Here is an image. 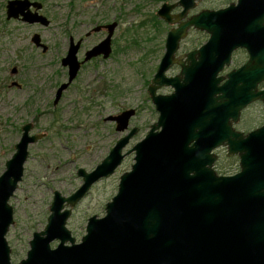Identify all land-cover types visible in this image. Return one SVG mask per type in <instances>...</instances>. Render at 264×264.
Here are the masks:
<instances>
[{
  "label": "water",
  "instance_id": "water-1",
  "mask_svg": "<svg viewBox=\"0 0 264 264\" xmlns=\"http://www.w3.org/2000/svg\"><path fill=\"white\" fill-rule=\"evenodd\" d=\"M198 1L202 0L164 2L157 11L165 22L176 25L168 31L165 54L148 87L159 111L157 122L127 153L123 150L138 127L118 139L93 171L80 168L83 184L74 193L54 192L46 228L34 232L27 257L18 264H264V124L248 133L234 127L251 103H264V88H260L264 82V0H237L187 18ZM178 6L182 9L175 13ZM42 7L41 2L8 0L7 18L48 26L50 19L39 13ZM117 27V21L108 23L107 36L86 52L83 61L78 58L82 40L70 39L62 59L69 77L58 88L55 104L83 62L111 55ZM191 28L206 31L209 39L176 56ZM32 41L48 50L39 33ZM238 49L247 50L248 61L221 75ZM175 64L181 70L169 76ZM163 86L174 91L158 93ZM135 114V109H129L108 120L115 121L117 131L122 132ZM32 128V123L22 127L16 151L0 173V264H13L7 240L14 223L10 199L23 179L29 145L42 138V134L30 135ZM221 146L227 147L229 156L240 159V171L234 175H221L214 167L218 158L214 151ZM132 151L135 163L121 175L106 214L90 217L87 233L77 243L67 227L72 208L92 185L114 174ZM55 241L59 243L53 247Z\"/></svg>",
  "mask_w": 264,
  "mask_h": 264
},
{
  "label": "rangeland",
  "instance_id": "rangeland-1",
  "mask_svg": "<svg viewBox=\"0 0 264 264\" xmlns=\"http://www.w3.org/2000/svg\"><path fill=\"white\" fill-rule=\"evenodd\" d=\"M51 23L48 26L7 19L8 0H0V173L15 153L27 123L33 124L30 135L42 138L29 145L24 175L10 199L14 208V223L7 234L12 248L11 261L18 264L27 257L34 232L46 228L54 192L64 196L74 193L83 184L80 168L93 171L110 153L118 139L134 127L138 132L124 148L130 151L145 138L159 111L148 92L152 78L165 54L168 31L176 26L157 15L164 2L178 0H39ZM237 0H202L191 9L188 17L203 9L216 10ZM177 7L174 12H180ZM161 22L155 25L154 16ZM186 18V19H187ZM119 22L113 38V53L101 61L88 62L76 79L54 104L57 89L68 80V69L62 58L67 54L70 37L76 40L96 24ZM34 33L48 45L43 51L32 41ZM106 36L94 32L85 37L79 52L83 59L87 48ZM206 31L191 28L182 39L176 56H183L207 42ZM184 59V57H183ZM248 60L244 49L233 55L232 63L221 75ZM179 65L167 74L177 75ZM171 86H163L160 94H170ZM135 109L126 131H117V123L108 120L125 110ZM264 124V104L254 103L245 108L236 129L248 133ZM214 164L221 175L240 171L238 155L229 156L226 146L214 151ZM135 163V151L127 154L110 177L92 185L89 192L72 208L67 227L76 242L87 233L90 217L106 214V204L117 194L120 177ZM70 208V206H67ZM59 241L52 243L55 247ZM70 244V242L68 243Z\"/></svg>",
  "mask_w": 264,
  "mask_h": 264
},
{
  "label": "flooded vegetation",
  "instance_id": "flooded-vegetation-1",
  "mask_svg": "<svg viewBox=\"0 0 264 264\" xmlns=\"http://www.w3.org/2000/svg\"><path fill=\"white\" fill-rule=\"evenodd\" d=\"M31 1L41 2V1H39V0H31ZM41 3H42V2H41ZM42 4H43V3H42ZM43 6H44V4H43ZM42 9H43V7L39 10V13L44 14V13H42ZM31 10L35 12V11H36V7L31 6ZM44 15H45V14H44ZM6 17H7V5H6ZM7 19H8V18H7ZM12 19L21 20L20 18H12ZM21 21H22V20H21ZM50 21H51V20H50ZM114 21H116V20H114ZM23 22H24V21H23ZM117 22H118V21H117ZM26 23H27V22H26ZM29 24H30V23H29ZM35 24H39V23H35ZM107 24H108V23H105V24H96L95 26H93V27L91 28V30H89L88 32H86L85 37H90L94 32H104V31H106V36H107V34H108V28H106V25H107ZM99 25L102 26L101 29L98 30V31H94V28H95L96 26H99ZM118 26H119V22H118ZM117 28H118V27H117ZM117 28H116V30H117ZM116 30H115V31H116ZM88 33H90V34L87 35ZM34 34H35V33H34ZM114 35H115V33H114ZM106 36H105V37H106ZM32 37H33V36H32ZM85 37H81V38H79V39H77V40H76L73 36L70 37V39H71V38H74L75 42H77V41H79V40H82V41H81V46H80L79 52H80L81 49L84 47L83 45H84ZM105 37H104V38H105ZM104 38H103V39H104ZM113 38H114V36H113ZM113 38H112V53H113ZM103 39H101L98 43H100ZM42 42H43V41H42ZM98 43L94 44L93 46H91V47H89V48H87V49L85 50L83 59H80V58H79V52H78V58H79V60H80V61H83L84 58H85V56H86V52H87L88 50H90L91 48H93L94 46H96ZM69 48H70V40H69ZM69 48H68V50H69ZM42 49H43V48H42ZM238 50H239V49H238ZM244 50L246 51V53H247V55H248V59H249V54H248L247 50H246V49H244ZM236 51H237V50H236ZM236 51H235V52H236ZM44 52H45V51H44ZM235 52L233 53V55L235 54ZM67 53H68V51H67ZM112 53H111V55H112ZM66 55H67V54H66ZM66 55H65V56H66ZM111 55H110V56H111ZM65 56H64V57H65ZM110 56H109V57H110ZM109 57H108V58H109ZM101 58H103V59H107V58H104L103 55H99V56H96V57H92V58L89 59L88 61L83 62V63L81 64L80 70H81V69L83 68V66H84L85 64H87L88 62H94V61H96V60L101 61ZM62 59H63V58H62ZM232 61H233V56H232ZM247 61H248V60H247ZM247 61H246V62H247ZM246 62H244L243 64H245ZM243 64H241L240 66H242ZM63 66H64V65H63ZM240 66H239V67H240ZM64 67H66V68L68 69V77H69V67H68V66H64ZM239 67H237V68H239ZM237 68H235V69H237ZM80 70H79V72H80ZM79 72H78V74H79ZM78 74H77V76H78ZM77 76H76V77H77ZM75 79H76V78H75ZM75 79H74V80H75ZM67 81H68V80H67ZM70 85H71V84H70ZM70 85H69V86H70ZM68 88H69V87H68ZM68 88H67V89H68ZM260 88H264V82L260 84ZM67 89H66V90H67ZM57 90H58V89H57ZM62 95H63V94H62ZM61 98H62V97H61ZM61 98H60V99H61ZM257 102H261V103H263L262 101L258 100V101H255V102L251 103L250 105H252V104H254V103H257ZM54 104H55V103H54ZM263 104H264V103H263ZM250 105H249V106H250ZM249 106H248V107H249ZM248 107H247V108H248ZM32 129H33V128H32ZM235 129H236V125H235ZM237 130H238V129H237ZM10 247H11V246H10ZM11 249H12V248H11ZM11 254H12V251H11Z\"/></svg>",
  "mask_w": 264,
  "mask_h": 264
},
{
  "label": "trees",
  "instance_id": "trees-1",
  "mask_svg": "<svg viewBox=\"0 0 264 264\" xmlns=\"http://www.w3.org/2000/svg\"><path fill=\"white\" fill-rule=\"evenodd\" d=\"M153 18H154L155 25H158L161 22L160 20L158 21V17L156 15Z\"/></svg>",
  "mask_w": 264,
  "mask_h": 264
}]
</instances>
